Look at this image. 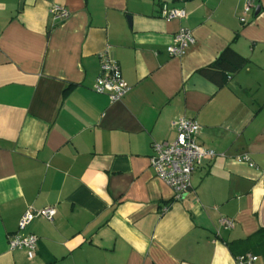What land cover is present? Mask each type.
Here are the masks:
<instances>
[{
    "label": "crops",
    "instance_id": "obj_1",
    "mask_svg": "<svg viewBox=\"0 0 264 264\" xmlns=\"http://www.w3.org/2000/svg\"><path fill=\"white\" fill-rule=\"evenodd\" d=\"M246 1L0 0V264L262 260L264 0L243 24ZM163 4L186 17L162 19ZM54 5L66 21L51 20ZM181 28L193 43L169 56ZM227 47L247 63L218 88L197 71ZM104 57L129 88L117 102L92 90ZM179 117L217 156L177 198L149 158ZM47 207L51 221L18 230L26 210ZM12 234L37 237L32 259L9 250Z\"/></svg>",
    "mask_w": 264,
    "mask_h": 264
},
{
    "label": "built area",
    "instance_id": "obj_2",
    "mask_svg": "<svg viewBox=\"0 0 264 264\" xmlns=\"http://www.w3.org/2000/svg\"><path fill=\"white\" fill-rule=\"evenodd\" d=\"M253 7V0L246 1L240 22L245 24V16ZM160 17L164 20L184 19L186 12L183 9L171 8L166 4L160 7ZM49 16L54 22H63L69 18L66 9L54 5L49 9ZM193 43L191 33L185 29H179L173 36L172 42L166 48L169 56H182ZM92 90L96 94L107 95L112 102L121 100L129 88L121 77L118 63L104 57L100 65V73L94 81ZM171 128L175 132L173 141H163L152 145V155L149 158V167L154 176L165 186L170 188L175 196L187 190L190 186V178L194 169L204 160H213L217 155L214 151L205 149L197 143L200 126L197 122L185 117H179L171 122ZM240 160L247 162L248 158ZM167 207L162 209L165 212ZM55 215L52 207L42 210L28 209L18 222V230H23L36 218H44L51 221ZM225 228H231L232 222L227 219L220 220ZM7 245L10 251L25 250L28 259H32L37 246V237L27 235L20 237L16 234L9 235ZM235 264H264L262 260L253 254H243L234 258Z\"/></svg>",
    "mask_w": 264,
    "mask_h": 264
},
{
    "label": "trees",
    "instance_id": "obj_3",
    "mask_svg": "<svg viewBox=\"0 0 264 264\" xmlns=\"http://www.w3.org/2000/svg\"><path fill=\"white\" fill-rule=\"evenodd\" d=\"M246 63V59L231 47H227L212 64L198 70L197 73L220 88L226 78L236 74ZM262 260H264V251H262Z\"/></svg>",
    "mask_w": 264,
    "mask_h": 264
}]
</instances>
